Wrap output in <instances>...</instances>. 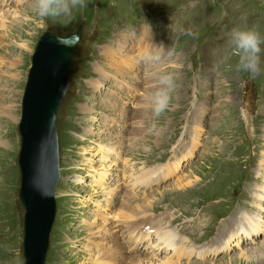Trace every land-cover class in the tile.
Returning a JSON list of instances; mask_svg holds the SVG:
<instances>
[{
	"label": "rangeland",
	"instance_id": "rangeland-1",
	"mask_svg": "<svg viewBox=\"0 0 264 264\" xmlns=\"http://www.w3.org/2000/svg\"><path fill=\"white\" fill-rule=\"evenodd\" d=\"M0 1V24L7 26H0V264H23L18 122L31 56L47 31L65 36L82 29L57 113L60 178L45 264H91L94 244L104 251L118 243L112 236L125 235L129 220L119 213L159 221L192 248L210 245L222 230L234 232L244 209L264 222V45L261 72L253 79L235 71L237 58L227 44L234 26L257 25L264 35V0H86L71 19L56 22L36 15L33 0ZM145 22L159 42L176 48L165 70L177 74L178 87L155 129L140 107L153 81L137 72L140 62L129 49L135 33L118 34L130 24L140 30ZM181 28L195 37L177 35ZM137 38L142 52L147 43L155 46L144 30ZM122 83L133 95L142 91L138 103H127ZM113 155L118 166L107 162ZM180 159L183 166L174 176ZM154 169L170 172L155 185L131 187ZM128 195L135 202L126 209ZM98 228L105 239L93 234ZM257 234L252 242L238 239L239 246L232 238L230 248L216 249L209 257L222 253L205 261L191 259L194 254L182 262L172 250L157 254L170 264H264V231ZM130 245H122L124 255L148 257L157 249L140 242L138 248L150 249L144 254ZM247 250L253 253L248 259Z\"/></svg>",
	"mask_w": 264,
	"mask_h": 264
},
{
	"label": "water",
	"instance_id": "water-1",
	"mask_svg": "<svg viewBox=\"0 0 264 264\" xmlns=\"http://www.w3.org/2000/svg\"><path fill=\"white\" fill-rule=\"evenodd\" d=\"M80 30L42 35L31 56L18 122V198L23 208L22 249L26 264H44L56 212L60 178L56 115L70 76Z\"/></svg>",
	"mask_w": 264,
	"mask_h": 264
},
{
	"label": "bare ground",
	"instance_id": "bare-ground-1",
	"mask_svg": "<svg viewBox=\"0 0 264 264\" xmlns=\"http://www.w3.org/2000/svg\"><path fill=\"white\" fill-rule=\"evenodd\" d=\"M17 1H20V0H17ZM11 4H12V2H11ZM0 8H1V3H0ZM4 25H5L4 22H2L0 24V26L2 27V30H3V27H7V26H4ZM47 33H48V31L47 32H44L42 35H46ZM51 33L54 35L53 32H51ZM57 36H59V35H57ZM141 40H142V38H141ZM34 49H35V47H34ZM10 110H11V108H10ZM119 152H121V151L120 150H117L116 153H119ZM116 153H114V155ZM114 155L113 156H109V160L107 162L111 163L112 166H118L119 164L117 163V160L115 159ZM105 159H108V158H105ZM108 166H110V165H108ZM170 169H171V172H172L176 168L171 166ZM164 171L165 172H161V170L158 171V169H154V170L145 172V173H143V175L141 177H137L134 181H132L131 182L132 186L131 185L130 186L131 187H135L136 190H137L138 186H140V185L143 186L144 183L150 182V184H148V185H151L152 183L153 184H156L157 179L159 177L162 178V177H165V176L169 175V172H170L169 169L168 170L165 169ZM189 184L190 183H187V184H184V185L181 184V186H179V187L180 188H184L185 186H189ZM263 187L264 186H262V189L264 191V188ZM131 190H132V188H131ZM260 196L262 197V195H260ZM113 198H114V196H111L110 197V199H113ZM134 200H135V197L134 196H129L128 195L126 197V200H124V203H123L124 206L123 207L126 208V209H129L130 205H132V202ZM138 206H139V204H138ZM256 207L257 208H260L261 206L258 205ZM242 211H244V212L242 214H240V216H239V221H241V222H239V224L237 223L238 224V228L234 232H231L230 234H228V233H225L224 232L225 230H222L219 234H216L215 238L212 239V242L210 243V245H208V242H207V244H204L205 245L204 248H192V247H188V244L187 243L185 244V242L180 244V242H178V238H177L178 234L176 232H174V230L168 228V226L162 225L159 221L153 222V221L147 220L145 222V221H142L140 218L139 219L135 218L133 220L131 218V216L127 215L128 212L127 213H119V217L121 219H123V221L129 220L124 225L125 227L126 226L127 227L124 228V226H123L124 230L127 231V233H128L129 240L126 241V242H123V236H122V239L118 235L117 236H112V241L115 240L118 243L117 244L114 243V245H111L112 247L110 246L111 248L109 247L108 249H106L104 251H100L98 245L97 244H94L93 245V248H92L93 249V252H90L88 254L89 255V258L88 259H89V262L91 264H119V261L120 260H123L124 261L121 264H170L169 262H167V261L162 260L161 258H159L160 257L159 256L160 254H166L170 250H172L171 256H173V255H178L179 256L180 255V256L183 257V259H186V260L189 259V258H191L194 254H196L195 255L196 257L203 258V256L207 253V251L214 252L216 249H228V248H230L229 247V243H230V241H232V238L234 239V245L239 246V244H237L238 243L237 242L238 239H240V242L242 240H244V242H247L248 240L252 242V241H255L254 235H258L257 234L258 231H261V232L264 231V222L261 220V222L258 223V221H260L259 215H258L259 220H256V219H254L253 217L250 216V211L249 210L246 209V211H245V209H244ZM132 222H134V223H132ZM211 222H212V220H211ZM257 223L259 224V226H258ZM241 225L244 226L243 229L241 228ZM93 232H92L93 234L96 233L97 237L100 236L99 238H101V239L104 238V236L101 235V232L102 231H100L99 228H98L97 231L96 230L95 231L93 230ZM226 234H227V236H226ZM121 242H123L122 245H125L126 243H127V245H129V244L132 243V245H130V246H131V248L133 250L139 249V250H136V252L137 251H142V253H144V254H145V251H148L150 249H148V250H141L140 248H138V244L140 242H142V243L144 242V245H147V244L154 245L155 243H157L156 245H154V246L157 247V249H155V250L154 249H151L149 251L150 253H148V255H150V256H148V257H141V256H139L141 254V252H137L138 253L137 256H127V255H124V251L126 253V249L127 248L125 249L124 247H122ZM165 249H168V250L165 251ZM250 250H247V253H244L243 254V256H245L246 259L251 258V255L253 254V253L249 252ZM157 253H160V254H157ZM107 260H109V261H107Z\"/></svg>",
	"mask_w": 264,
	"mask_h": 264
},
{
	"label": "clouds",
	"instance_id": "clouds-1",
	"mask_svg": "<svg viewBox=\"0 0 264 264\" xmlns=\"http://www.w3.org/2000/svg\"><path fill=\"white\" fill-rule=\"evenodd\" d=\"M87 7L86 0H33L32 9L40 18L52 20L71 19L76 11ZM180 35L195 37L190 29H180ZM144 35L148 40L152 35V27L144 24ZM227 44L235 55V71L249 73L254 79L261 72V52L264 45V35L257 25L234 26L227 34ZM176 55L175 45L165 47L163 44L147 46L139 56V62L144 65L145 76L153 81L151 91L146 95V103L140 107L148 113L147 119L151 128H156V122L171 109L173 94L176 91L177 74L165 70V64Z\"/></svg>",
	"mask_w": 264,
	"mask_h": 264
}]
</instances>
